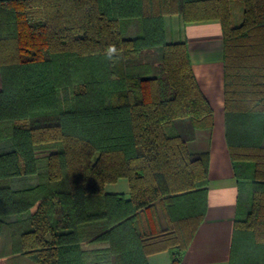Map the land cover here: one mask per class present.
Returning <instances> with one entry per match:
<instances>
[{"label":"trees","instance_id":"1","mask_svg":"<svg viewBox=\"0 0 264 264\" xmlns=\"http://www.w3.org/2000/svg\"><path fill=\"white\" fill-rule=\"evenodd\" d=\"M241 1L232 26L228 0H0V264H148L163 249L180 263L209 161L186 142L212 110L185 43L165 38L170 13L221 25L226 143L252 167L228 264H264V0ZM132 18L140 32L122 35ZM159 47L162 76L142 77ZM28 174L33 187H10ZM122 177L127 196L104 190Z\"/></svg>","mask_w":264,"mask_h":264},{"label":"crops","instance_id":"2","mask_svg":"<svg viewBox=\"0 0 264 264\" xmlns=\"http://www.w3.org/2000/svg\"><path fill=\"white\" fill-rule=\"evenodd\" d=\"M228 14L230 24L239 25L243 18L242 1L228 0ZM169 19L164 17L165 35L169 40L185 43L198 88L212 110L210 122L196 127L194 136L186 142L190 153L208 152L209 161L204 214L182 252L179 264H228L234 221L249 208L252 167L248 162L234 163L226 143L222 28L218 19L185 23L180 15L173 21ZM105 191L127 196L128 182L120 179ZM36 206H32L28 214L34 213ZM90 230L88 224L79 230L80 249L86 252L99 246L90 241ZM146 260L148 264H169L170 256L163 249L148 254Z\"/></svg>","mask_w":264,"mask_h":264},{"label":"rangeland","instance_id":"3","mask_svg":"<svg viewBox=\"0 0 264 264\" xmlns=\"http://www.w3.org/2000/svg\"><path fill=\"white\" fill-rule=\"evenodd\" d=\"M178 14L177 13H170L167 16V18H170L169 20H172L173 21V18H175V16H177ZM166 23H168V20L165 21ZM141 28H140V22L138 19L136 18H132V19H127V20H120V31L122 33V35H127V36H131L137 32H140ZM165 38L166 40L168 39V37H166L165 35ZM167 41H172L174 42L173 40H167ZM155 54H154V59H152V66L147 63L149 67V73L148 75H143L142 77H160L162 76V48L159 47V48H156L155 50ZM143 62V61H142ZM62 101L63 103H66V97L65 95H62ZM5 143V142H4ZM3 144L0 143V145ZM7 144V143H6ZM4 150V148H0V151ZM40 154V153H39ZM95 158V157H94ZM241 163H246L244 161H241ZM120 179H125L127 180L126 178L122 177V178H119L118 180ZM117 180V181H118ZM10 187L14 190H20V189H25V188H31L33 187L35 184H37L38 182V176L36 174H28V175H17V176H12V177H9L7 179ZM117 181L115 182H107L103 185L104 187V190L105 188H107L109 185L111 184H115ZM128 182V181H127ZM119 190H123V189H119ZM30 209H28V211L26 212L27 214L29 213ZM19 216H16V217H13V218H17ZM6 219H8L6 217ZM9 220V219H8Z\"/></svg>","mask_w":264,"mask_h":264},{"label":"clouds","instance_id":"4","mask_svg":"<svg viewBox=\"0 0 264 264\" xmlns=\"http://www.w3.org/2000/svg\"><path fill=\"white\" fill-rule=\"evenodd\" d=\"M116 48L115 46H109L108 49H107V52H108V58L111 59L112 58V55L116 52Z\"/></svg>","mask_w":264,"mask_h":264}]
</instances>
